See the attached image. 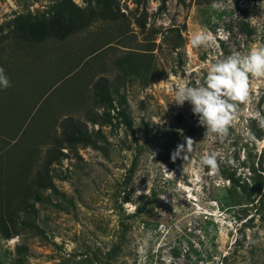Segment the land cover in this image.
<instances>
[{
  "label": "rangeland",
  "instance_id": "rangeland-1",
  "mask_svg": "<svg viewBox=\"0 0 264 264\" xmlns=\"http://www.w3.org/2000/svg\"><path fill=\"white\" fill-rule=\"evenodd\" d=\"M261 45L264 0H0V264H264V78L223 140L172 102Z\"/></svg>",
  "mask_w": 264,
  "mask_h": 264
},
{
  "label": "clouds",
  "instance_id": "clouds-1",
  "mask_svg": "<svg viewBox=\"0 0 264 264\" xmlns=\"http://www.w3.org/2000/svg\"><path fill=\"white\" fill-rule=\"evenodd\" d=\"M213 42V35L205 30L196 32L190 39L193 48L209 47ZM249 76L264 78V45L252 48L247 54L235 53L213 63L203 82L198 80L195 86H178L172 102L178 106L188 102L192 106V113L198 117L199 126L205 129L204 139L216 136L223 140L238 117V105L248 99ZM0 87H10V81L2 67ZM252 118L264 130V116L255 113ZM195 143L192 138L184 137V142L178 144L171 153L173 162L178 158L184 161L183 174L189 171V165L195 163L192 160ZM198 163L206 167L210 174H219L224 161L218 159L217 154L211 153L201 155ZM227 163L235 165V161L231 159ZM162 171L170 173L166 167ZM139 195L141 193L137 191L133 197Z\"/></svg>",
  "mask_w": 264,
  "mask_h": 264
},
{
  "label": "trees",
  "instance_id": "trees-1",
  "mask_svg": "<svg viewBox=\"0 0 264 264\" xmlns=\"http://www.w3.org/2000/svg\"><path fill=\"white\" fill-rule=\"evenodd\" d=\"M123 117V121L125 122L126 126L130 128V123L128 121V119L126 118V116L124 114H122ZM65 124V125H64ZM63 124V133L64 136L72 142L77 143L79 142V136L76 135V133L79 131V125L77 123H72V122H65ZM83 141H88V140H83ZM131 173V171H130ZM129 177V176H128ZM127 177V179H128ZM35 184H37L38 187H40V189H48V187H50L52 184L49 180L46 179V177H44L42 175L41 172L37 173V176L35 178ZM36 199H38V197H35ZM5 236H8V234H5Z\"/></svg>",
  "mask_w": 264,
  "mask_h": 264
}]
</instances>
